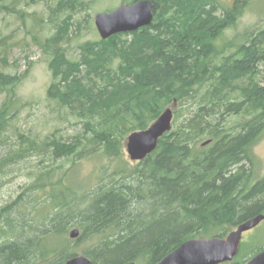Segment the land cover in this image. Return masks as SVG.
Instances as JSON below:
<instances>
[{"label":"trees","instance_id":"obj_1","mask_svg":"<svg viewBox=\"0 0 264 264\" xmlns=\"http://www.w3.org/2000/svg\"><path fill=\"white\" fill-rule=\"evenodd\" d=\"M16 1L0 0V15L23 16ZM152 1V24L86 41L78 58L64 47L72 36L64 33L60 14L87 11L89 4L47 5L48 20L40 23L57 28L41 43L51 56L49 96L80 121L83 132L71 142L54 135L45 145L21 135L16 149L2 154L0 147V180L7 167L33 152L50 151L52 161L59 155L72 164L96 153L119 157L132 132L148 128L176 104L173 129L137 167L121 168L100 186L86 211H78L73 187L53 179L54 171L43 172L48 177L41 175L39 187L48 195L41 207L51 213L33 229L34 220L21 224L6 209L11 206L1 211L0 264H66L78 254L68 235L75 227L81 233L73 240L101 235L85 252L93 264H158L189 239L226 237L230 228L264 214V177L255 175L253 153L264 130V27L240 41H223L251 0H234L222 13L218 0ZM14 79L0 73V89L11 94ZM14 103L0 102V144ZM183 109L188 116L181 119ZM232 116L238 118L229 122ZM260 230L264 235V226ZM261 235L254 241H264ZM254 241L222 264L247 263L264 250V242L251 249Z\"/></svg>","mask_w":264,"mask_h":264},{"label":"rangeland","instance_id":"obj_2","mask_svg":"<svg viewBox=\"0 0 264 264\" xmlns=\"http://www.w3.org/2000/svg\"><path fill=\"white\" fill-rule=\"evenodd\" d=\"M14 2V0H8ZM60 0H17L15 5L24 11L21 16L16 13H3L0 15V73L10 75L17 80L14 91H3L0 89V102L12 99L14 103L15 116L11 122L9 131L4 134L3 142L0 144L1 153L9 149H16L20 142V136L33 138L37 144L47 142L53 136L62 141L71 142L83 132V125L75 117L68 115L66 110L58 107L57 102L49 96V89L52 85L53 74L51 69V56L48 55L41 43L45 42L47 36L56 32L55 24L49 28L40 23V18L48 20L47 5L55 7ZM126 0H85L89 4L87 11L60 14V23L65 20L64 33L72 36L66 40L64 47L69 54L78 58L80 46L86 41H97L102 39L95 24V15L98 12L110 11ZM220 2V13L223 7H229L234 0H218ZM132 0L128 1V4ZM52 11V9H50ZM70 13V14H69ZM56 13H52V18ZM36 19H38L36 21ZM264 27V0H251L245 8L237 23L226 31L223 41L243 39L247 32L255 31ZM35 35L40 36V43L35 41ZM65 39H68L66 37ZM12 95V97H10ZM184 119L188 116L185 109L182 110ZM238 116L229 118V122L236 121ZM28 145L27 143H23ZM253 153L257 158L258 168L255 175L258 178L264 177V130L261 137L253 146ZM59 155H57L58 157ZM65 156V155H64ZM52 161L50 151L42 153L33 152L32 155L17 160L1 175L0 180V212L6 207L13 217H19L21 224L34 220L33 229L37 226H44V216L51 213V208L41 207L42 198L47 192L40 190V177L43 172H53V179L60 180L62 185H70L80 199L78 211H86L89 204L97 196L99 187L109 184L113 180L116 171L121 168L130 170L139 164L132 161L125 145V150L119 157H109L103 153H96L78 159L75 164L66 161L62 156ZM55 169V170H54ZM44 179L48 176L43 174ZM50 180V178H49ZM52 180V179H51ZM44 215V216H43ZM28 219V220H26ZM23 220V221H22ZM2 217L0 215V223ZM244 233L242 244H248L251 239L254 241L261 235L260 228ZM77 228V227H75ZM28 230L31 227L27 226ZM72 241V247L78 254H85L87 250L95 248L101 235L85 237L83 240ZM230 228L226 236L233 230ZM261 231V230H260ZM263 234V233H262ZM264 238V235H261ZM1 242V231H0ZM264 241H254L251 249L263 244ZM252 251V250H251ZM231 264V263H230Z\"/></svg>","mask_w":264,"mask_h":264},{"label":"water","instance_id":"obj_3","mask_svg":"<svg viewBox=\"0 0 264 264\" xmlns=\"http://www.w3.org/2000/svg\"><path fill=\"white\" fill-rule=\"evenodd\" d=\"M155 3L152 0H136L130 4H121L110 11L98 12L95 24L102 39H108L119 33L134 32L153 23ZM176 104L166 108L162 114L146 129L132 132L126 140L127 152L132 161L145 160L157 150L160 139L172 131ZM210 143L206 141L203 145ZM264 221V214L253 217L238 225L226 237H198L185 241L158 264H222L231 262L240 252L244 233L256 228ZM74 228L72 238L80 235ZM66 264H93L87 254H77ZM128 264H137L130 262ZM245 264H264V250L257 253Z\"/></svg>","mask_w":264,"mask_h":264}]
</instances>
